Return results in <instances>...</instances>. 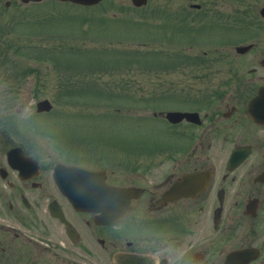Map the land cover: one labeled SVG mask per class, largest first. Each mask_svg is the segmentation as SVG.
Returning a JSON list of instances; mask_svg holds the SVG:
<instances>
[{
  "label": "flooded vegetation",
  "instance_id": "obj_1",
  "mask_svg": "<svg viewBox=\"0 0 264 264\" xmlns=\"http://www.w3.org/2000/svg\"><path fill=\"white\" fill-rule=\"evenodd\" d=\"M150 4L168 33L192 43L197 34L231 33L196 42L206 61L190 64L228 71L210 84V70L170 83L161 99L173 103L158 109L160 146H115L113 161L99 144L95 152L87 144L42 148L31 126H18L2 76L0 264H264V0ZM193 45L184 49L191 54ZM168 110L194 114L168 120ZM59 164L130 190L112 198L105 189L78 208L56 183Z\"/></svg>",
  "mask_w": 264,
  "mask_h": 264
},
{
  "label": "rangeland",
  "instance_id": "obj_2",
  "mask_svg": "<svg viewBox=\"0 0 264 264\" xmlns=\"http://www.w3.org/2000/svg\"><path fill=\"white\" fill-rule=\"evenodd\" d=\"M162 1L166 0H148L147 6L135 8L130 0H103L91 7L57 0L28 4L12 0L8 9L0 7V73H9L10 80L18 82L13 109L20 117L31 114L35 92L41 98L42 93L47 94L53 102L51 115L34 113L24 120L25 125L33 123L51 138L55 136L51 141L56 148L58 138L77 145L102 141L104 156L112 161L118 152L114 151L116 147L127 146L132 140L142 137L154 147L163 134L164 123L158 116H149L143 106L158 104L136 97L167 90L173 82H189L199 72L209 70L210 84L228 71V66L214 72L201 66L194 69L180 56L181 50L171 51L185 44L174 33L166 36L162 15L155 18L150 3L162 5ZM152 25L158 26L157 30ZM209 33L196 37L211 42L232 37L229 32ZM193 44V53H198L201 45ZM157 101L173 103L166 98ZM64 108L90 113L72 117L71 113L63 114ZM42 140L41 147L49 149L48 138ZM71 154L77 152L72 150Z\"/></svg>",
  "mask_w": 264,
  "mask_h": 264
},
{
  "label": "water",
  "instance_id": "obj_3",
  "mask_svg": "<svg viewBox=\"0 0 264 264\" xmlns=\"http://www.w3.org/2000/svg\"><path fill=\"white\" fill-rule=\"evenodd\" d=\"M71 1H75V2H78V3H81V4H84V3H86V4H92V3H95L98 0H71ZM133 2L136 3V0H133ZM37 107L39 109H45V108L48 109L49 108V103H48L47 100H45V101L39 102L37 104ZM63 186H65L66 191H68L67 192L68 195L71 196L72 195V191H70L69 186L67 187L66 184H63ZM94 190L95 189L92 188V191H93V194L92 195L90 194V192H87L86 190H82V189L81 190H78L75 193L73 192L74 193V195L72 197L73 198V201L76 200L77 203H79L80 201L85 200V197L86 196H93V195H94L93 197L97 196V192H95ZM79 191H81V192H79Z\"/></svg>",
  "mask_w": 264,
  "mask_h": 264
}]
</instances>
